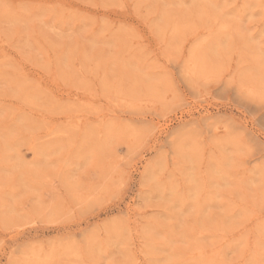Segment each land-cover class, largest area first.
I'll use <instances>...</instances> for the list:
<instances>
[{
  "label": "rangeland",
  "instance_id": "374dc122",
  "mask_svg": "<svg viewBox=\"0 0 264 264\" xmlns=\"http://www.w3.org/2000/svg\"><path fill=\"white\" fill-rule=\"evenodd\" d=\"M43 263L264 264V0H0V264Z\"/></svg>",
  "mask_w": 264,
  "mask_h": 264
},
{
  "label": "bare ground",
  "instance_id": "6f19581e",
  "mask_svg": "<svg viewBox=\"0 0 264 264\" xmlns=\"http://www.w3.org/2000/svg\"><path fill=\"white\" fill-rule=\"evenodd\" d=\"M35 251V250H34ZM34 253V252H33ZM30 254V253H29ZM38 254V253H37ZM45 255V254H44ZM47 255V254H46ZM50 256V255H49ZM40 259V258H39ZM49 261V260H48ZM44 264V263H43Z\"/></svg>",
  "mask_w": 264,
  "mask_h": 264
}]
</instances>
